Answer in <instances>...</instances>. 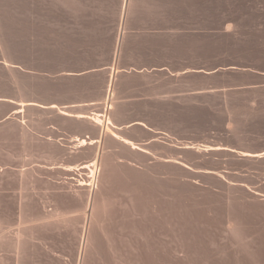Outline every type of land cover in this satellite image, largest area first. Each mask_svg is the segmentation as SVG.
Segmentation results:
<instances>
[{
  "label": "rangeland",
  "instance_id": "obj_1",
  "mask_svg": "<svg viewBox=\"0 0 264 264\" xmlns=\"http://www.w3.org/2000/svg\"><path fill=\"white\" fill-rule=\"evenodd\" d=\"M96 188L100 264H264V0H0V264H75Z\"/></svg>",
  "mask_w": 264,
  "mask_h": 264
},
{
  "label": "bare ground",
  "instance_id": "obj_2",
  "mask_svg": "<svg viewBox=\"0 0 264 264\" xmlns=\"http://www.w3.org/2000/svg\"><path fill=\"white\" fill-rule=\"evenodd\" d=\"M123 1H125V0H123ZM125 3V2H124ZM122 10V9H121ZM109 121V120H108ZM110 123V122H109ZM108 123V124H109ZM103 126V125H102ZM110 126V125H109ZM103 128V130L102 131H106V129L105 128H107L106 127V125L104 124V127H102ZM111 128V127H110ZM109 129V128H108ZM108 131H110V129L109 130H107L106 132H108ZM105 132V133H106ZM90 165H92V163H90ZM82 167H84V165H82ZM86 167H88V165H86ZM96 167H97V164H96ZM95 173H96V171H94V172H92V174L90 173V175H89V178H91V176L93 177L94 176V180L96 181V179H95V176L97 177V174L95 175ZM99 181H100V179H99ZM91 184H92V182H91ZM93 186V185H92ZM96 187H99V184H98V186L96 185ZM102 187V186H101ZM97 189V188H96ZM91 190V189H90ZM90 190L89 191H87V192H85V194L84 193H79V191H77V190H75L74 191V194H76L78 197H79V202L81 203V205L85 208V210H84V212H83V214H82V216H81V221L83 222V225L81 226V228H80V230H79V232H77L78 230H74L73 229V227H74V224L72 223H70V225H72V228H70V229H68V230H72V236H71V238H69V240L70 241H72V237L74 236V234H75V238H74V250L73 249H71V250H73V252H72V257L74 258V261H75V264H100L101 262H100V258H98V255H99V253L101 252V251H103V250H101L102 249V247H103V245L105 244V241L107 242V240H108V238L110 239V231H109V226H107V221H106V219H108L109 217L108 216H110V215H112V217L114 218V216H113V214H110L109 215V213H108V210H109V208H108V210L105 208V206L106 207H108L107 205H105V204H102L101 203V201H100V194H101V190L99 191L98 189V191L96 190H91V193H90ZM163 198V197H162ZM175 199V198H174ZM143 200H144V198H143ZM145 200H147L146 198H145ZM144 200V201H145ZM178 200V199H177ZM176 200V201H177ZM143 201V202H144ZM161 201V200H160ZM164 201H165V199H164ZM149 202V201H148ZM180 202V201H179ZM138 204H139V202H137ZM145 203V202H144ZM147 203V202H146ZM145 203V204H146ZM154 203H156V201L154 202ZM158 203V202H157ZM156 203V204H157ZM164 203H166V202H164ZM175 203V202H174ZM135 205V204H134ZM133 205V206H134ZM137 205V204H136ZM142 205H143V203H142ZM152 205V204H151ZM159 205H160V203H159ZM158 205V206H159ZM162 205V204H161ZM160 205V206H161ZM165 205V204H164ZM163 205V206H164ZM40 206V205H39ZM140 206V205H139ZM163 206H161V208L163 207ZM168 206V205H167ZM177 206V205H176ZM164 207H166V205L164 206ZM177 207H179V206H177ZM176 207V208H177ZM158 208V207H157ZM40 209V208H39ZM143 209H145L144 207H143ZM149 209V208H148ZM147 209V210H148ZM168 210L170 209V208H167ZM167 209H162L163 211L164 210H166L167 211ZM180 209V208H179ZM150 210H154V209H150ZM156 210V209H155ZM161 210V209H160ZM159 210V211H160ZM184 210V209H183ZM40 211L41 212H44V209H40ZM146 211V210H145ZM144 211V212H145ZM163 211H162V213H163ZM179 211V210H178ZM106 212H107V214H106ZM110 213H111V211H109ZM148 212H149V210H148ZM157 212H158V210H157ZM169 212V211H168ZM185 212V211H184ZM139 213V212H138ZM137 213V214H138ZM141 213H143V212H141ZM169 213H171V212H169ZM181 213H183V212H181ZM106 214V215H105ZM146 214H147V212H146ZM145 214V215H146ZM156 214V213H155ZM154 214V215H155ZM167 213L165 212V215H166ZM175 214H177V212L175 213ZM175 214H174V216H175ZM139 215V214H138ZM144 215V216H145ZM159 215V214H158ZM157 215V216H158ZM181 215V214H180ZM103 216V217H102ZM105 216H107L106 217V219H105ZM149 216V215H148ZM156 216V215H155ZM156 216V217H157ZM161 216V215H160ZM163 216H164V214H163ZM169 216H170V214H169ZM177 216V215H176ZM183 216H185L184 214H183ZM187 216H188V214H187ZM192 216V215H191ZM111 217V216H110ZM179 217V216H178ZM193 217V216H192ZM151 218H153L154 219V216L153 217H151ZM150 218V219H151ZM158 218H159V216H158ZM164 218V217H163ZM183 218H185V217H183ZM110 219H112V218H109L108 219V221L110 220ZM115 219V218H114ZM147 219V217H145V220ZM150 219H149V222H150ZM167 219V218H166ZM187 219H190V218H187ZM160 220V219H159ZM158 220V221H159ZM164 220V219H163ZM169 220V219H168ZM180 220V219H179ZM186 220V219H185ZM184 220V221H185ZM192 220V219H191ZM190 220V221H191ZM196 220H197V218H196ZM195 220V221H196ZM104 221H106V227H107V229L106 228H104V224H105V222ZM116 221V220H115ZM156 221V220H155ZM154 221V222H155ZM164 221H166V220H164ZM164 221H159V222H164ZM177 221V220H176ZM198 221V220H197ZM112 222H113V220H112ZM145 222V221H144ZM110 223V222H109ZM108 223V224H109ZM116 223V222H115ZM148 223V222H147ZM151 223V222H150ZM158 223V222H157ZM179 223H181V222H179ZM185 223H186V221H185ZM185 223H184V225H185ZM117 224V223H116ZM115 224V225H116ZM121 224V223H120ZM141 224H142V222H141ZM144 224V223H143ZM178 224V223H177ZM187 224V223H186ZM190 224V223H189ZM118 225V224H117ZM140 225V224H139ZM158 225H160V224H158ZM111 224H110V228H111ZM137 226H138V224H137ZM152 226V225H151ZM155 226H157V225H155ZM154 226V227H155ZM164 226H165V224H164ZM176 226V225H175ZM179 226H182V225H179ZM77 227V226H76ZM140 227V226H139ZM142 227V226H141ZM153 227V226H152ZM158 227V226H157ZM183 227V226H182ZM112 228H113V226H112ZM137 229H139L138 227H136ZM147 228V227H146ZM159 228V227H158ZM162 228V227H161ZM160 228V229H161ZM164 228V227H163ZM180 228V227H179ZM184 228V227H183ZM79 229V228H78ZM114 229H116V228H114ZM121 229V228H120ZM142 229V228H141ZM149 229V228H148ZM154 229V228H153ZM178 229V228H177ZM176 229V230H177ZM19 229H17V232L16 233H14L13 234V240L11 241V244H12V248L14 249L15 248V250L16 251H21V253L22 252H24V250L22 251V250H20L19 248H23L24 246V241H23V239L24 238H26L27 236H29L30 234H28V235H24V238L22 239V238H20V237H22V236H20V234H21V232H19V231H21V228H20V230L18 231ZM67 230V229H66ZM113 230V229H112ZM111 230V231H112ZM113 231H115V230H113ZM112 231V232H113ZM119 231V230H118ZM141 231V230H140ZM162 231H163V229H162ZM178 231V230H177ZM176 231V232H177ZM180 231V230H179ZM190 231V230H189ZM67 232V231H66ZM65 232V233H66ZM111 232V233H112ZM117 232V231H116ZM134 232H135V229H134ZM144 232V231H143ZM165 232V231H164ZM191 232H192V230H191ZM190 232V233H191ZM34 233V232H33ZM37 233H38V231H37ZM41 233V232H40ZM64 233V234H65ZM68 233V232H67ZM115 233V232H114ZM139 233V232H138ZM147 233V232H146ZM149 233V232H148ZM150 233H152V231L150 232ZM179 233V232H178ZM177 233V234H178ZM190 233H189V235H190ZM194 233V232H193ZM193 233H192V235H193ZM197 233V232H196ZM12 234V233H11ZM25 234V233H24ZM36 234V233H35ZM39 234V233H38ZM136 234V233H135ZM145 234V233H144ZM181 234V233H180ZM32 235V234H31ZM66 235V234H65ZM68 235H70V232L68 233ZM109 235V236H108ZM183 235V234H182ZM181 235V236H182ZM2 236L3 235H0V239L2 238ZM5 236H7L6 234H5ZM5 236H3V237H5ZM33 236H34V234H33ZM40 236V235H39ZM37 237V235H36V237L37 238H40V237ZM42 236V235H41ZM112 236V235H111ZM116 236V235H115ZM137 236V235H136ZM195 236V235H194ZM8 237V236H7ZM31 238H29L28 240L29 241H26L27 239H24L29 245H32L33 246V248H34V246L35 245H33L34 243H33V241H32V236H30ZM45 236H43V238H44ZM70 237V236H69ZM140 237V236H139ZM145 238H148V237H146V236H144ZM152 237V236H151ZM183 237V236H182ZM192 237V236H191ZM191 237H189V238H191ZM37 238H33L34 239V241L37 239ZM65 238H66V236H65ZM68 238V237H67ZM116 238H117V236H116ZM143 238V237H142ZM21 239H22V241H23V245H22V241H21ZM30 239H31V241H30ZM112 239V238H111ZM150 239V238H149ZM148 239V240H149ZM184 239V238H183ZM3 240H4V238H3ZM7 240V239H6ZM9 240H11V239H9ZM42 240V239H41ZM46 240V239H45ZM68 240V239H67ZM113 240V239H112ZM114 240H115V238H114ZM113 240V241H114ZM147 240V241H148ZM152 240V239H151ZM178 240V239H177ZM108 241H110V240H108ZM136 241V240H135ZM135 241H134V243H135ZM175 241V240H174ZM194 241V240H193ZM255 241V240H254ZM30 242H31V244H30ZM36 242V241H35ZM116 242V241H115ZM143 242H146V241H144L143 240ZM160 242V241H159ZM179 242H181V241H179ZM4 243H5V241L4 242H2V239L0 240V249L1 248H5V247H3V246H6V245H4ZM6 243H9V245H11L10 244V242L8 241H6ZM5 243V244H6ZM38 243V242H37ZM67 244H68V242H66ZM111 244L113 243V242H110ZM109 243V244H110ZM137 243V242H136ZM151 243H153V242H151ZM256 243H258V242H256ZM260 243H262V242H260ZM20 244L22 245V247H19L20 246ZM36 244V243H35ZM43 244V243H42ZM42 244H41V246H42ZM119 244V243H118ZM138 244V243H137ZM160 244H161V242H160ZM166 243H164V245H165ZM181 244V243H180ZM184 243H182V245H183ZM114 245V244H113ZM150 245V244H149ZM154 245V244H153ZM263 245V244H262ZM27 246V245H26ZM39 245H37V247H38ZM50 246V245H49ZM67 246V245H66ZM105 246V245H104ZM112 246V245H111ZM110 245L108 246V247H111ZM136 245H134V247H135ZM142 246H143V244H142ZM151 246V245H150ZM166 246V245H165ZM179 246V245H178ZM31 246H29V247H26L27 248V254H28V248H30ZM36 247V246H35ZM36 247V248H37ZM45 247V246H44ZM67 247H70L69 245L67 246ZM114 247H117L118 249H119V246H116V245H114ZM122 247V246H121ZM137 247H138V245H137ZM167 247V246H166ZM26 248H25V250H26ZM47 248V247H46ZM72 248H73V246H72ZM107 248V247H106ZM106 248H104V249H106ZM181 248V247H180ZM255 248H257V247H255ZM40 249V248H39ZM43 249V248H42ZM53 249V248H52ZM69 249V248H68ZM108 249V248H107ZM121 249H123V248H121ZM139 249V248H138ZM164 249V248H163ZM162 249V250H163ZM184 249V248H183ZM260 249V248H259ZM14 250V251H15ZM32 250V249H31ZM34 250H35V248H34ZM32 251L31 253H33V252H35V251ZM38 250V249H37ZM47 251L49 250V249H46ZM45 249L43 250L44 252L46 251ZM71 250H69V251H71ZM109 250H110V248H109ZM135 250H136V248H135ZM161 250V249H160ZM160 250H159V252H160ZM174 250H175V248H174ZM177 250H180L181 251V249H177ZM255 250V249H254ZM42 251V250H41ZM107 251V250H106ZM106 251H104V252H106ZM111 251V250H110ZM124 251V250H123ZM150 251V250H149ZM149 251H147V252H149ZM179 251V252H180ZM249 251V250H248ZM257 251V250H256ZM259 251V250H258ZM257 251V252H258ZM263 251V250H262ZM19 252H17V256H15V257H17L18 258V256H20V258H21V260H22V256L25 258V257H28L27 255H25L26 253H24L22 256L21 255H18V253ZM108 252V251H107ZM122 252V251H121ZM159 252H158V254H159ZM187 252V251H186ZM256 252V253H257ZM264 252V251H263ZM38 253V252H37ZM36 253V254H37ZM40 253H42V252H40ZM40 253H38L39 255H40ZM50 253H51V251H50ZM102 254H106V253H103V252H101ZM100 253V254H101ZM116 253V252H115ZM119 253V252H118ZM126 253V252H125ZM141 253V252H140ZM163 253V252H162ZM161 253V254H162ZM246 253L248 254V252H247V250H246ZM34 254V253H33ZM37 254V256H39ZM42 254H45V253H42ZM47 254V253H46ZM46 254H45V256H46ZM109 254V253H108ZM128 254V253H127ZM166 254V253H165ZM164 254V255H165ZM247 254H245V255H247ZM258 254V253H257ZM260 254V253H259ZM263 254V253H262ZM31 255V254H30ZM48 255V254H47ZM113 255V254H112ZM132 255H134V254H132ZM163 255V257H165V258H167L166 257V255L164 256ZM252 255H253V253H252ZM261 255V254H260ZM34 256H35V254H34ZM131 256V255H130ZM249 256H250V254H249ZM248 256V257H249ZM253 256H255V255H253ZM262 256V255H261ZM260 256V257H261ZM14 257V258H15ZM33 257V256H32ZM40 257V256H39ZM52 257V256H51ZM50 257V258H51ZM99 257H101L100 255H99ZM124 257V256H123ZM129 257V256H128ZM257 257V256H256ZM16 258V259H17ZM30 258H31V256H30ZM42 258H44L43 256H42ZM49 258V257H48ZM48 258H47V260H48ZM54 258V257H53ZM110 258H112V257H110ZM114 258H116V257H114ZM118 258L120 259V255L118 256ZM253 258H255V257H253ZM263 258V257H262ZM15 259V260H16ZM45 259V258H44ZM56 259V258H55ZM109 259V258H108ZM140 259L141 258H139V260L137 259V257H130L127 261H126V264H140ZM164 259V258H163ZM260 259V258H259ZM24 260V259H23ZM29 259H27V260H25V261H22V262H25V263H27V261H28ZM105 260H107V259H105ZM112 260V259H111ZM110 260V261H111ZM116 260H117V258H116ZM123 260V259H122ZM144 260V259H143ZM153 260H154V258H153ZM160 260V259H159ZM165 260V259H164ZM164 260H163V262H164ZM255 260V259H254ZM253 259H252V261H254ZM261 260H263V259H261ZM260 260V261H261ZM3 261V260H2ZM13 261H14V259H13ZM20 260H17L16 261V264H17V262H19ZM33 261V260H32ZM53 261V260H52ZM51 261V262H52ZM55 261V260H54ZM62 261H64V259L62 260ZM70 261V260H69ZM109 261V262H110ZM115 261V260H114ZM150 261V260H149ZM158 261V260H157ZM166 261H167V259H166ZM249 261H251V260H249ZM251 261V262H252ZM256 261V260H255ZM22 262H21V264H22ZM30 262V261H29ZM35 262V261H34ZM56 262H58V261H56ZM67 262V261H66ZM66 262H64L65 264H66ZM108 262V261H107ZM112 262H113V260H112ZM112 262H111V264H112ZM143 262V261H142ZM151 262V261H150ZM154 262V261H153ZM256 262H258L259 263V261H256ZM255 262V263H256ZM1 263V262H0ZM14 264H15V262H13ZM12 263V264H13ZM32 263V262H31ZM30 263V264H31ZM53 263V262H52ZM105 263V262H104ZM118 263V262H117ZM116 263V264H117ZM120 263V262H119ZM166 263V262H165ZM262 263V262H261ZM260 263V264H261ZM33 264V263H32ZM57 264V263H56ZM59 264V263H58ZM63 264V263H62ZM69 264V263H68ZM108 264V263H107ZM146 264V263H145ZM147 264H149V263H147ZM163 264V263H162Z\"/></svg>",
  "mask_w": 264,
  "mask_h": 264
},
{
  "label": "crops",
  "instance_id": "obj_3",
  "mask_svg": "<svg viewBox=\"0 0 264 264\" xmlns=\"http://www.w3.org/2000/svg\"><path fill=\"white\" fill-rule=\"evenodd\" d=\"M86 104L87 103H74V104L71 103L69 105H63V107H65V108H67V107H75V106H82V105H86ZM53 107H55V104H54ZM65 115H70V114L68 113V114H65ZM75 116H76V114H75ZM48 128H49V134L48 133H42V134H40V136L41 137H44L45 139H47L49 141L58 142L60 145L67 146V147H72L70 145V143H72L74 141H78L79 140L80 142H82V140H84V141H87V140L90 141V139H92V138H90V136H88L85 133L84 134H80L79 136L76 135L75 138H71L72 137L71 134L65 133V132H61L59 130V128L56 127V126H54V125H49ZM93 139H96V138H93ZM61 142L64 143V144H62ZM78 147H82V146H79L78 145Z\"/></svg>",
  "mask_w": 264,
  "mask_h": 264
}]
</instances>
